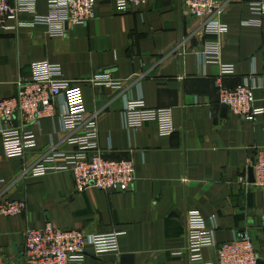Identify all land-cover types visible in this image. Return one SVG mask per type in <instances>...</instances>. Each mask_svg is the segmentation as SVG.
Instances as JSON below:
<instances>
[{
    "label": "crops",
    "instance_id": "1",
    "mask_svg": "<svg viewBox=\"0 0 264 264\" xmlns=\"http://www.w3.org/2000/svg\"><path fill=\"white\" fill-rule=\"evenodd\" d=\"M218 1L229 28L220 37V61L235 68L223 83L235 87L249 77L257 87L256 106L264 107V15L252 8L260 0ZM182 3L152 0L122 12L116 0H99L96 17L64 37H51L43 24L0 31V101L16 96L19 82L31 79L34 63L61 67L66 80L83 88L106 157L132 160L136 170L134 186L113 193L93 187L78 192L66 172L24 174L53 147L75 149L62 129V101L55 102V116L33 128L37 147L26 157L8 158L0 136V202L27 205L20 215H0V256L7 264H25L26 231L48 223L88 235L120 233L118 253L95 257L90 247L83 264H189L181 254L189 210L201 212L218 244L247 233L264 256V190L250 181L246 165L264 146V114L243 121L220 104L221 64L205 63L202 54L217 37ZM36 13H48V0H37ZM21 18L31 21L34 15ZM131 99L171 109L174 132L162 135L154 122L126 128L122 112ZM203 254L214 259L213 249Z\"/></svg>",
    "mask_w": 264,
    "mask_h": 264
},
{
    "label": "built area",
    "instance_id": "2",
    "mask_svg": "<svg viewBox=\"0 0 264 264\" xmlns=\"http://www.w3.org/2000/svg\"><path fill=\"white\" fill-rule=\"evenodd\" d=\"M99 0H48V13H36L37 0H0V31H18L38 24L48 27L51 37H64L69 29L85 25L96 17ZM152 0H116L119 11L146 7ZM183 8L190 15L204 21L206 33L217 39L208 43L202 52L205 63L221 64L220 37L229 31L222 21L224 5L218 0H183ZM254 13L264 15V0L253 3ZM32 14L27 21L23 14ZM235 74L232 65H220L216 79L219 102L230 113L248 122L264 114V107L256 106V84L248 77L235 87H226L223 78ZM93 83L120 87L109 79H94ZM62 101L60 114L62 129L70 133L67 144L71 151L53 147L38 162L23 170L24 174L42 177L52 172L69 173L78 192L95 188L106 193L130 190L136 181L132 160L109 159L99 145L98 123L89 116L83 88L63 77L62 68L47 61L32 65L31 79L20 81L16 96L0 101V136L8 158H24L37 147L33 128L47 117L56 115L55 102ZM128 129H138L146 123H157L162 135L174 132L171 109L148 108L142 99L129 100L122 112ZM253 170L254 185L264 190V146L258 147L255 157L246 163ZM25 201L0 202V215L16 216L26 210ZM120 233L88 235L76 229H59L48 223L42 229H28L25 233V264H83L90 254L103 257L119 252ZM186 245L181 251L189 264H259L260 257L249 234L238 235L230 242L218 244L214 228H208L200 211L186 213ZM214 250V259L207 261L204 250ZM0 264H7L0 256Z\"/></svg>",
    "mask_w": 264,
    "mask_h": 264
},
{
    "label": "water",
    "instance_id": "3",
    "mask_svg": "<svg viewBox=\"0 0 264 264\" xmlns=\"http://www.w3.org/2000/svg\"><path fill=\"white\" fill-rule=\"evenodd\" d=\"M249 175H250V181L254 182V175H253V170L250 169L249 171ZM259 264H264L263 262L259 261Z\"/></svg>",
    "mask_w": 264,
    "mask_h": 264
}]
</instances>
